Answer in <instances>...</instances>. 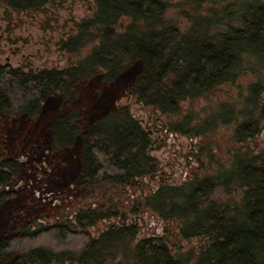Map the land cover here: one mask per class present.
I'll list each match as a JSON object with an SVG mask.
<instances>
[{
    "label": "trees",
    "instance_id": "obj_1",
    "mask_svg": "<svg viewBox=\"0 0 264 264\" xmlns=\"http://www.w3.org/2000/svg\"><path fill=\"white\" fill-rule=\"evenodd\" d=\"M0 4L17 14H36L43 13L48 0ZM166 11L163 0H95L93 16L78 23L76 36L62 44L70 53L93 45L75 66L26 72L0 64V119L32 120L59 113L49 126L51 149L75 151L71 184L79 191L100 192L105 200L97 208L82 209L75 226L56 222L35 231L19 227L0 240V264H123L116 261L121 251L130 253L132 264H264V152L249 157V145L256 143L264 122L260 86L252 89V110L246 109L248 119L232 138V167L181 189L167 184L152 155L156 144L151 132L129 107L96 116L86 126L72 111L78 103L76 86L88 79L100 78L104 86L127 90L137 104L157 113L180 116L185 102L216 97L240 74L262 76L264 0L247 5L240 25L229 27L215 42L181 35L167 23ZM124 18L131 21L120 33ZM19 174L16 162L0 146V208L11 200L7 188ZM147 180L158 181L159 189H149ZM220 187L229 195L242 190L241 202H233V208L212 205L202 210V202ZM122 194L135 204L119 208L114 201ZM150 210L173 229L178 227L183 239H199L198 253L176 254L163 238L137 242L135 219ZM113 218H120V226L98 240L85 231Z\"/></svg>",
    "mask_w": 264,
    "mask_h": 264
},
{
    "label": "rangeland",
    "instance_id": "obj_2",
    "mask_svg": "<svg viewBox=\"0 0 264 264\" xmlns=\"http://www.w3.org/2000/svg\"><path fill=\"white\" fill-rule=\"evenodd\" d=\"M163 1L167 3L165 19L169 26L178 28L181 35L192 34L210 42L217 41L229 27L239 26L241 12L247 5L262 2ZM94 7L95 0H48L43 13L17 14L0 4V64L26 72L64 70L75 66L91 52L93 45L85 44L75 53H70L62 50V44L76 36V25L91 18ZM130 21L121 19L118 32H123ZM261 75L251 72L240 74L234 85L222 87L216 97L185 102L180 116L157 113L137 104L127 90L104 86L100 78L88 79L77 84L78 103L72 111L86 126L96 116L114 113L123 106L129 107L134 118L151 132L156 144L152 155L160 163L167 184L181 189L185 185L193 186L197 178L212 179L232 167L234 156L233 153L229 155L233 148L232 138L237 128L248 119L245 111L248 108L252 110L249 99L252 89L257 86L263 89L259 102L264 104V70ZM58 115L51 112L32 120L17 116L0 119V146L20 171L7 188L13 194L11 200L0 208V240L14 235L19 227L35 231L39 226L46 227L56 222L75 226V217L82 209L104 205L100 192L79 191L71 184L70 174L76 167L77 153L51 149L49 126ZM263 129L264 122L260 124V134ZM249 151V157L264 152L260 135L255 144L249 145ZM146 183L153 191L160 187L158 181L147 180ZM226 192L225 188H216L202 202L201 209H209L212 205H230L233 208L234 203L241 202L242 190L231 195ZM126 198L122 194L114 202L119 208L135 204ZM119 219L99 221L85 231L92 239L98 240L112 227L120 226ZM135 220L139 229L137 242L152 237L163 238L176 254L198 253L199 239H183L178 227L173 229L153 211L141 213ZM126 245L133 246L130 240ZM129 254L121 251L116 261L132 264Z\"/></svg>",
    "mask_w": 264,
    "mask_h": 264
},
{
    "label": "water",
    "instance_id": "obj_3",
    "mask_svg": "<svg viewBox=\"0 0 264 264\" xmlns=\"http://www.w3.org/2000/svg\"><path fill=\"white\" fill-rule=\"evenodd\" d=\"M260 138L261 140L264 142V129L262 130L261 134H260Z\"/></svg>",
    "mask_w": 264,
    "mask_h": 264
}]
</instances>
